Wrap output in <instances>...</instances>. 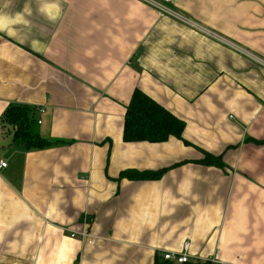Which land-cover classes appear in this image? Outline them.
<instances>
[{"label":"crops","instance_id":"1","mask_svg":"<svg viewBox=\"0 0 264 264\" xmlns=\"http://www.w3.org/2000/svg\"><path fill=\"white\" fill-rule=\"evenodd\" d=\"M171 7L190 22L144 0H0V117L29 106L61 141L27 149L0 122V264H155L185 241L190 260L264 264V65L240 51L264 60V0ZM136 89L184 139L124 140Z\"/></svg>","mask_w":264,"mask_h":264},{"label":"trees","instance_id":"2","mask_svg":"<svg viewBox=\"0 0 264 264\" xmlns=\"http://www.w3.org/2000/svg\"><path fill=\"white\" fill-rule=\"evenodd\" d=\"M35 109L24 105H11L0 117V122L13 127V142L30 148H46L61 143L60 140L46 139L34 128ZM186 122L173 114L166 107L150 97L144 91L136 89L127 106L123 138L125 141L164 142L174 136L184 139L183 132ZM190 144L188 141H184ZM204 158L196 160L205 165L227 167L221 155L204 152ZM177 165V164H175ZM167 169L158 171H143L136 177H154L159 179ZM126 172H122L125 175ZM155 264H213L210 260H190L184 263H175L163 258Z\"/></svg>","mask_w":264,"mask_h":264},{"label":"built area","instance_id":"3","mask_svg":"<svg viewBox=\"0 0 264 264\" xmlns=\"http://www.w3.org/2000/svg\"><path fill=\"white\" fill-rule=\"evenodd\" d=\"M151 6L155 7L160 15H166L169 14L171 16H174L176 18H179L181 20H185L190 22L189 19H187L184 15L180 14L179 12L175 11L172 7L171 4L174 3L175 0H144ZM236 49L240 50L237 46H234ZM242 51L243 54L246 56L252 58L253 60L257 61L258 63L264 65V60L256 56L255 54L247 51V50H240ZM7 162L0 161V167H6ZM72 237H78L80 239H89L90 242L93 240V236L87 232L83 231L80 234L72 233ZM190 241H185L183 243V249L181 252H165L163 254V258L166 260H170L175 263H184L190 261V255H189V250H190ZM218 264H223V263H218Z\"/></svg>","mask_w":264,"mask_h":264}]
</instances>
